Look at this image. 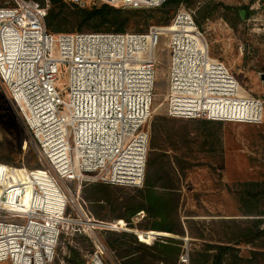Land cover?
I'll return each instance as SVG.
<instances>
[{
    "label": "built area",
    "instance_id": "built-area-1",
    "mask_svg": "<svg viewBox=\"0 0 264 264\" xmlns=\"http://www.w3.org/2000/svg\"><path fill=\"white\" fill-rule=\"evenodd\" d=\"M62 1L137 9L167 0ZM45 11L38 0L0 5V82L41 164L0 162V264H54L60 244L73 245L78 234L93 244L80 264H115L97 230L116 229L117 222L96 219L82 191L92 183L144 184L162 59L170 117L261 123L264 101L240 94L234 75L211 57L191 9L127 32H51ZM71 258L70 249L61 264H73Z\"/></svg>",
    "mask_w": 264,
    "mask_h": 264
},
{
    "label": "rangeland",
    "instance_id": "rangeland-1",
    "mask_svg": "<svg viewBox=\"0 0 264 264\" xmlns=\"http://www.w3.org/2000/svg\"><path fill=\"white\" fill-rule=\"evenodd\" d=\"M38 1L43 3L46 10L51 8L50 0ZM8 2L0 0V5ZM180 7L194 11L196 20L202 18L199 27L207 38L210 55L223 62L234 75L240 84V94L264 101V85L260 77V73L264 72V0H181L177 9ZM240 10H245L244 18ZM65 11L70 13L67 8ZM206 12L208 14L204 15ZM159 22L158 17L152 20L153 24L162 25ZM59 25L67 30L65 32H77L74 29L78 20L61 19ZM91 29L90 25H85L82 31H93ZM162 60L163 63L157 65L155 70V93L160 94L156 98L150 122L151 135L153 126L160 128L161 133L154 132L155 151L167 153L175 169L172 175L179 193L177 211L185 234L169 232L165 236H154L151 240L179 239L180 253L167 264H190V256L195 250H202L207 244L224 243L227 238L236 241L238 228L253 218L243 215V212L249 208H263L264 197H252L250 189L253 182L264 180V121L207 123L208 119H183L166 115L161 95L166 85L165 76L161 73L166 66V58ZM36 152L35 142L20 119L6 85L0 82V162L13 164L7 161L15 158L18 161L15 165L36 168L41 166ZM164 160H167V156ZM93 187L88 186L83 196L93 216L101 221L117 222L118 226L116 229H99L97 233L109 249L114 263L123 264L119 253H123L126 247L138 249V245L129 235L119 232H132L141 240L139 233H136L138 230H156L137 227V222L145 214L143 210L131 218L134 227L123 218H110L108 213L112 212H108L106 207L102 210L104 218H97L95 210L99 207L93 201L99 199L97 203H104L101 196L105 190ZM129 187L110 184L109 189L113 196L122 197L127 195ZM119 220L123 223L118 224ZM107 241H112L115 247H110ZM151 244L147 242L148 246ZM92 245L86 235L78 234L73 245L60 244L54 264H61L62 257L70 249L76 250L78 254L75 262H82L80 254L91 250ZM234 248L239 257L248 258L253 246L234 245ZM186 253L189 263L183 260ZM158 264L163 262L159 261Z\"/></svg>",
    "mask_w": 264,
    "mask_h": 264
},
{
    "label": "trees",
    "instance_id": "trees-1",
    "mask_svg": "<svg viewBox=\"0 0 264 264\" xmlns=\"http://www.w3.org/2000/svg\"><path fill=\"white\" fill-rule=\"evenodd\" d=\"M181 0H167L157 8H137L129 10L127 8L114 7L103 3L93 7H72L62 0H50L51 8L45 11V20L47 29L51 32H65L66 29L59 25V21L72 18L78 20V25L75 31H82L85 25H90L93 31H145L151 25L154 18L158 17L159 23L167 24L174 15ZM69 9L70 13L65 10ZM159 14L157 15V13ZM206 12L204 15H207ZM202 18L197 20L200 25ZM207 123L221 121L207 120ZM154 132L161 133L160 128L152 127L151 135V150L149 151L147 166L145 171L144 184L142 187L131 186L127 189V195L122 197L113 196L109 187L110 184L95 183L84 187L82 194L88 186L93 185V188H103L105 193L103 197L104 203H97L99 199H95L94 204L99 207L95 210L97 218L103 219L102 210L104 207L111 210L110 218H123L128 221L131 227L134 225L131 218L136 213L143 210L144 216L137 222V227L143 230H156L172 232L180 235L185 234L183 224L178 215L179 193L177 185L174 183L172 162L169 161L168 155L159 154L155 151V136ZM167 156V160L164 158ZM178 162V158L175 156ZM7 162L17 163L15 158L9 159ZM112 185V184H111ZM119 186V185H117ZM122 186V185H120ZM116 187V186H115ZM119 188V187H116ZM122 190V188H120ZM94 193V192H93ZM252 197H264V180L252 183L250 189ZM100 197L99 195H97ZM243 215L253 216L249 218V223L239 227L237 231V239L232 242L231 238H227L224 243L207 244L202 250H195L190 256V264H260L264 262V205L260 210L249 208L243 212ZM123 235H129L138 249L126 247L124 252L119 253L123 264H158L162 261L167 264L174 257L177 258L180 253L181 241L179 239H165V241H152L150 234L143 235L138 231V240L135 234L128 231L119 232ZM137 233V232H136ZM234 238V237H233ZM147 242L152 243L150 246ZM110 247H115L112 241H107ZM253 246L249 251V257H239L235 251L234 245ZM72 253V263L78 257L76 250Z\"/></svg>",
    "mask_w": 264,
    "mask_h": 264
},
{
    "label": "bare ground",
    "instance_id": "bare-ground-1",
    "mask_svg": "<svg viewBox=\"0 0 264 264\" xmlns=\"http://www.w3.org/2000/svg\"><path fill=\"white\" fill-rule=\"evenodd\" d=\"M236 108H237V105L235 106ZM248 107H251L253 110L255 109V107H256V105L253 103L251 106H247V108ZM239 108L241 109L242 108V105L241 106H239ZM243 108L245 109V106L243 105ZM92 223H94V222H92ZM123 222H122V220H119L118 221V224H122ZM92 227H94L93 226V224L91 225ZM139 231V230H138ZM143 231H141V233H142ZM138 233V232H137ZM147 234H150L151 236H154V235H168V234H170L169 232H166V231H148V232H146ZM140 234V233H139ZM170 236V235H169Z\"/></svg>",
    "mask_w": 264,
    "mask_h": 264
},
{
    "label": "water",
    "instance_id": "water-1",
    "mask_svg": "<svg viewBox=\"0 0 264 264\" xmlns=\"http://www.w3.org/2000/svg\"><path fill=\"white\" fill-rule=\"evenodd\" d=\"M240 15H241L242 18H244L245 17V10H240ZM260 77H261V79L263 81V85H264V72L260 73ZM142 234L145 235L146 232H142ZM154 236H161V235H154Z\"/></svg>",
    "mask_w": 264,
    "mask_h": 264
}]
</instances>
